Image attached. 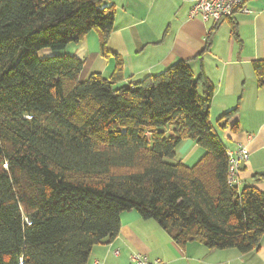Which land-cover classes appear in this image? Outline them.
<instances>
[{
	"label": "trees",
	"instance_id": "obj_1",
	"mask_svg": "<svg viewBox=\"0 0 264 264\" xmlns=\"http://www.w3.org/2000/svg\"><path fill=\"white\" fill-rule=\"evenodd\" d=\"M104 1L0 0V264H86L129 210L179 245L256 249L264 193L228 184L227 148L209 120L213 87L202 73L194 79L178 61L116 87V54L108 78L84 80L82 60L42 55L90 31L106 53L114 9ZM253 68L263 85L264 60ZM186 139L205 150L191 167L176 159Z\"/></svg>",
	"mask_w": 264,
	"mask_h": 264
},
{
	"label": "crops",
	"instance_id": "obj_2",
	"mask_svg": "<svg viewBox=\"0 0 264 264\" xmlns=\"http://www.w3.org/2000/svg\"><path fill=\"white\" fill-rule=\"evenodd\" d=\"M196 0H105L114 9V28L101 53L96 32L62 50L43 56L68 55L83 61L79 78L114 69L111 54L122 59L123 79L115 86L158 74L178 61L188 63L196 79L211 83L209 120L227 150L244 146L249 154L236 175L239 190L254 186L264 193V84L259 85L253 62L264 60V0H246L248 12H235L219 22L190 18ZM165 8V9H164ZM198 91L202 89L199 86ZM234 111L227 121L219 119ZM205 154L195 141L183 140L177 161L191 167ZM117 236L95 245L86 264H131L134 253L168 264H264V237L246 253L236 248L211 249L197 241L179 245L153 219L136 211L119 215Z\"/></svg>",
	"mask_w": 264,
	"mask_h": 264
},
{
	"label": "built area",
	"instance_id": "obj_3",
	"mask_svg": "<svg viewBox=\"0 0 264 264\" xmlns=\"http://www.w3.org/2000/svg\"><path fill=\"white\" fill-rule=\"evenodd\" d=\"M248 12L246 0H196L189 11L190 18L200 17L204 21L220 20L232 16L235 12ZM229 157L228 165V184H236V175L241 162L249 157L248 151L244 146H239L234 150H227ZM131 264H168L160 259L148 260L140 253H134L130 256Z\"/></svg>",
	"mask_w": 264,
	"mask_h": 264
},
{
	"label": "rangeland",
	"instance_id": "obj_4",
	"mask_svg": "<svg viewBox=\"0 0 264 264\" xmlns=\"http://www.w3.org/2000/svg\"><path fill=\"white\" fill-rule=\"evenodd\" d=\"M165 9V8H164ZM42 54H44V53H42ZM81 80H84V78H82Z\"/></svg>",
	"mask_w": 264,
	"mask_h": 264
}]
</instances>
